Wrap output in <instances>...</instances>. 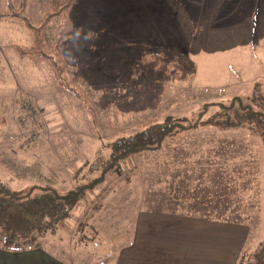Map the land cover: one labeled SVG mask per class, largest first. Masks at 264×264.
<instances>
[{"label":"rangeland","instance_id":"1","mask_svg":"<svg viewBox=\"0 0 264 264\" xmlns=\"http://www.w3.org/2000/svg\"><path fill=\"white\" fill-rule=\"evenodd\" d=\"M19 1L12 0L13 6L18 7ZM60 1L26 0L25 11L37 20L44 8ZM151 5L152 0H70L66 12L54 16L45 28L51 38L64 36L66 83L83 95L94 112L91 119L83 108L87 131L69 132L64 126L49 128L51 133L38 100L44 132L39 141H27L17 119V101L14 114L10 96H0V116L6 119L0 127V178L13 188L38 182L62 191L75 185L72 175L81 167L82 180L99 176L101 168L88 167L108 151L104 142L133 132L150 118L171 114L184 118V124L200 122L168 136L158 149L129 155L121 161V172L108 171L85 193L69 223L59 230L62 241L54 238L68 251L69 243H62L72 234L74 252L80 253L84 250L77 245L79 235L91 237L82 258L85 264H98L102 242L132 239L136 220L156 211L235 221L248 226L247 243L264 240L260 138L249 127L223 128L215 118L208 120V114H198L202 102L264 92V63L259 59L264 52H254L251 64L238 68L242 72L234 71L225 87H199L193 77L179 80L172 71H152L139 55ZM70 45L82 60L79 65ZM155 81L162 84L161 93L151 89ZM76 224L84 225L78 233H74ZM76 256L73 264L82 263Z\"/></svg>","mask_w":264,"mask_h":264},{"label":"crops","instance_id":"2","mask_svg":"<svg viewBox=\"0 0 264 264\" xmlns=\"http://www.w3.org/2000/svg\"><path fill=\"white\" fill-rule=\"evenodd\" d=\"M12 6V0H0V11ZM148 10L141 42L186 55L199 87L228 86L234 71L242 72L238 68L249 66L255 53L264 52V0H152ZM33 40L20 18L0 20V96H10L14 114L18 97L39 100L48 130L65 126L69 132L87 131L83 108L59 85L53 66L15 51V46L28 47ZM70 47L79 65L82 60ZM259 59L264 63V55ZM83 227L76 224L74 233ZM131 233L128 241L99 244L98 264H235L249 236L246 224L184 211L149 212L136 220ZM72 236L62 243H69L68 251L45 243L20 251L0 246V264H73L74 254L85 264L82 258L91 237L80 234L77 245L84 251L75 253Z\"/></svg>","mask_w":264,"mask_h":264},{"label":"trees","instance_id":"3","mask_svg":"<svg viewBox=\"0 0 264 264\" xmlns=\"http://www.w3.org/2000/svg\"><path fill=\"white\" fill-rule=\"evenodd\" d=\"M69 6L70 0H62L44 8L41 17L35 20L25 11V1L22 0L18 7L12 6L0 11V20L18 17L23 21L33 34V44L28 47L15 46V51L19 56L41 58L50 63L56 71L59 84L73 92L87 115H90L88 117L93 119L92 107L88 106L81 93L66 83L68 62L61 45L64 36L51 38L45 32L50 20L65 13ZM139 55L144 65L152 71L163 73L172 71L173 76L179 80H190L193 77V62L177 49L141 44ZM150 87L157 93L162 92V84L158 81L153 82ZM254 89L257 91L258 87ZM198 114L199 116L208 114V120L215 118L223 128L230 125L238 126L240 129L249 127L257 133L264 147V92L205 101L201 103ZM5 123L6 119L0 116V127ZM199 123L196 121L184 124V118L171 114L161 119L150 118L133 132L104 142V147H107L108 151H105L106 154L100 156L95 164L88 167L90 170L101 168V176L84 181L81 167L72 175L75 185L62 191L52 185L38 182L29 183L22 188H13L0 178V246L12 251L39 248L44 243L50 247L55 246L57 239L54 238H61L59 230L65 223H69L71 212L78 208L85 193L99 184L108 171L121 172V161L129 155L148 149H158L168 136L176 134L183 128H195ZM49 234L54 236L48 239ZM235 264H264V240L255 245L246 243Z\"/></svg>","mask_w":264,"mask_h":264},{"label":"built area","instance_id":"4","mask_svg":"<svg viewBox=\"0 0 264 264\" xmlns=\"http://www.w3.org/2000/svg\"><path fill=\"white\" fill-rule=\"evenodd\" d=\"M18 121L24 132L22 136L28 141L37 142L43 135V120L38 118L40 113L36 98L24 96L17 101ZM45 125V124H44Z\"/></svg>","mask_w":264,"mask_h":264}]
</instances>
